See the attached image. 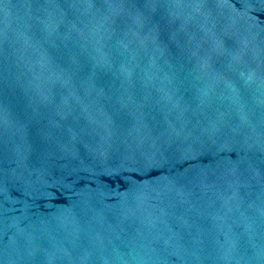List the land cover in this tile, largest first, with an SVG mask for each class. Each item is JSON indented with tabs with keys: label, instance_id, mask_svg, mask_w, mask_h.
Wrapping results in <instances>:
<instances>
[{
	"label": "water",
	"instance_id": "water-1",
	"mask_svg": "<svg viewBox=\"0 0 264 264\" xmlns=\"http://www.w3.org/2000/svg\"><path fill=\"white\" fill-rule=\"evenodd\" d=\"M0 264H264V0H0Z\"/></svg>",
	"mask_w": 264,
	"mask_h": 264
}]
</instances>
